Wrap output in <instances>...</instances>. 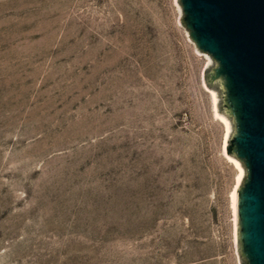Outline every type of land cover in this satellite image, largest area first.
<instances>
[{
  "label": "rangeland",
  "instance_id": "obj_1",
  "mask_svg": "<svg viewBox=\"0 0 264 264\" xmlns=\"http://www.w3.org/2000/svg\"><path fill=\"white\" fill-rule=\"evenodd\" d=\"M180 5L0 0V264H248Z\"/></svg>",
  "mask_w": 264,
  "mask_h": 264
},
{
  "label": "water",
  "instance_id": "obj_2",
  "mask_svg": "<svg viewBox=\"0 0 264 264\" xmlns=\"http://www.w3.org/2000/svg\"><path fill=\"white\" fill-rule=\"evenodd\" d=\"M186 27L213 56L209 69L237 136L244 167L239 207L242 254L264 264V0H180ZM233 129V126H232Z\"/></svg>",
  "mask_w": 264,
  "mask_h": 264
},
{
  "label": "bare ground",
  "instance_id": "obj_3",
  "mask_svg": "<svg viewBox=\"0 0 264 264\" xmlns=\"http://www.w3.org/2000/svg\"><path fill=\"white\" fill-rule=\"evenodd\" d=\"M209 60H211V58L208 55ZM214 108H215V113L217 115V118L224 124L225 126V134H224V145L225 147L227 146L228 143V139L230 137L231 131H232V125L231 122L229 120V118L227 116H225L221 111H219L218 108V104H217V100L215 99L214 101ZM230 161L233 163V165L235 166V168L237 169V177H236V189L239 187V185L241 184L244 176H245V170L243 165L241 164V162L234 156L227 154ZM233 203L235 206V202H236V191L233 193Z\"/></svg>",
  "mask_w": 264,
  "mask_h": 264
},
{
  "label": "trees",
  "instance_id": "obj_4",
  "mask_svg": "<svg viewBox=\"0 0 264 264\" xmlns=\"http://www.w3.org/2000/svg\"><path fill=\"white\" fill-rule=\"evenodd\" d=\"M183 22H185V20L183 19ZM186 25V24H185Z\"/></svg>",
  "mask_w": 264,
  "mask_h": 264
}]
</instances>
